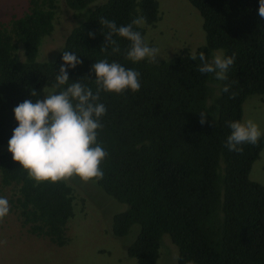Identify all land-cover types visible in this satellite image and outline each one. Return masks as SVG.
<instances>
[{
  "label": "trees",
  "instance_id": "16d2710c",
  "mask_svg": "<svg viewBox=\"0 0 264 264\" xmlns=\"http://www.w3.org/2000/svg\"><path fill=\"white\" fill-rule=\"evenodd\" d=\"M59 1L29 0L22 16L0 27V146L8 145L17 125L13 108L25 99H43L55 83L63 51L81 60L68 69L69 79H81L93 91L92 64L115 60L140 73L141 87L100 93L107 111L97 139L107 156L100 165L103 179L94 183L126 206L114 216L111 233L122 238L137 231L128 257L136 264H157L168 235L178 249V264H264V187L250 179L264 137L240 152L225 147L226 121L243 119L248 98L264 100V19L257 14L258 0H188L203 19L205 43L197 56L235 54L222 82L201 74L199 59L189 53L132 63L125 55L129 42L115 36L120 52L105 50L108 29L102 20L119 26L142 17L134 29L145 37V27L161 19L157 0H64L80 20L56 59L40 61ZM200 112L206 114L204 123ZM0 195L29 234L59 247L70 243L68 224L78 198L67 181L36 183L6 151L0 153Z\"/></svg>",
  "mask_w": 264,
  "mask_h": 264
},
{
  "label": "clouds",
  "instance_id": "9594fccd",
  "mask_svg": "<svg viewBox=\"0 0 264 264\" xmlns=\"http://www.w3.org/2000/svg\"><path fill=\"white\" fill-rule=\"evenodd\" d=\"M258 4L257 14L264 19V0H258ZM101 23L108 29L104 35L105 50L111 48L112 53L120 52L115 36L129 42L125 55L132 63L158 57L160 46H150L145 37L134 29V25L143 23L142 17L119 26L106 19ZM89 36L94 34L89 33ZM189 56L193 60L199 59L198 71L201 74H212L221 82L228 79L227 73L235 60V54L229 56L222 52L213 53L211 59L206 58L203 52L198 56L189 52ZM61 60L51 91L44 94L43 99H25L13 108L17 125L8 140V151L36 183H57L72 176L85 182L99 181L104 176L100 165L107 156L97 139L98 131L103 127L101 118L107 111L100 102V93L136 92L141 87L140 73L115 60H98L91 66L95 78L87 77L94 80L93 91L81 79H69L68 69H75L81 63L75 52L63 51ZM221 90L229 92V85L224 84ZM36 94L35 90L31 93L32 96ZM199 115L200 122L204 123L206 114L200 112ZM226 127L229 134L225 147L229 151L240 152L243 145H255L264 135V130L252 119L226 121ZM9 213V201L0 195V219Z\"/></svg>",
  "mask_w": 264,
  "mask_h": 264
},
{
  "label": "rangeland",
  "instance_id": "374dc122",
  "mask_svg": "<svg viewBox=\"0 0 264 264\" xmlns=\"http://www.w3.org/2000/svg\"><path fill=\"white\" fill-rule=\"evenodd\" d=\"M161 19L155 26H147L145 39L152 46L158 44L160 53L151 61H166L196 49L205 43L203 19L188 0H157ZM29 0H0V27L22 16ZM53 33L45 39L40 61L52 62L62 49L66 38L80 20L79 12L59 1ZM221 52V51H219ZM218 53V52H217ZM51 91L47 88L46 94ZM252 119L264 130V100L258 96L248 98L243 105V119ZM264 137V135H262ZM261 136V137H262ZM8 145L0 146V153ZM250 179L264 187V149L253 164ZM77 195L78 205L68 228L70 243L59 247L47 238L29 234L21 226L15 213L0 219V264H136L127 255L137 231L116 238L111 233L113 218L125 211L92 181L77 176L68 178ZM157 264H178V249L168 235L161 241Z\"/></svg>",
  "mask_w": 264,
  "mask_h": 264
}]
</instances>
